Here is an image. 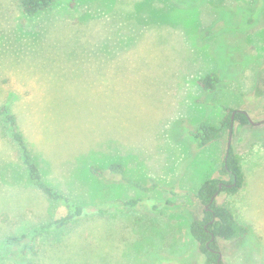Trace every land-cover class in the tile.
<instances>
[{
	"label": "rangeland",
	"instance_id": "374dc122",
	"mask_svg": "<svg viewBox=\"0 0 264 264\" xmlns=\"http://www.w3.org/2000/svg\"><path fill=\"white\" fill-rule=\"evenodd\" d=\"M214 71L219 90L207 92L198 80ZM263 78L264 0H56L33 16L21 0H0V107L9 104L50 185L105 209L45 234L23 258L8 240L67 209L32 185L0 119V264H205L191 233L205 210L197 192L229 180L230 139L244 183L216 202L249 233L218 238L221 264H264ZM228 109L253 122L234 118L199 147L191 130L220 127ZM114 162L174 192L90 171Z\"/></svg>",
	"mask_w": 264,
	"mask_h": 264
},
{
	"label": "trees",
	"instance_id": "16d2710c",
	"mask_svg": "<svg viewBox=\"0 0 264 264\" xmlns=\"http://www.w3.org/2000/svg\"><path fill=\"white\" fill-rule=\"evenodd\" d=\"M56 0H21V7L25 14L33 16L52 7ZM75 2L73 1L72 4ZM221 77L218 72L214 71L198 80L199 86L207 92H215L219 90ZM264 87V78H263ZM229 113L222 121L220 127L209 124L207 121L199 122L190 135H192L198 142L199 147H203L214 140H218L224 133L229 132L233 128L234 118L239 121L240 126L250 123L248 114L245 111H238L233 114L230 109ZM0 119H2L10 132L12 140L18 145L20 157L28 172L32 185L48 195L52 200L62 204L67 212L64 216L51 220L31 233L22 236L11 237L8 244L17 246L20 250V255L23 258H29L30 255H37L39 247L36 241L40 237L48 234L54 230L63 229L71 226L76 220L86 217L95 212H105L102 207L86 206L79 204L72 200L68 195L58 188L50 185L45 178V175L35 159L33 151L27 142L26 138L19 130L18 122L15 115L12 113L9 104H4L0 107ZM93 175L106 179L107 174L110 173L115 178L124 181L143 191L150 192L154 190H162L164 192H174L172 188L162 186L159 182L153 180L149 184L142 183L127 174L124 164L121 162H114L108 166V170L102 168L98 164L90 167ZM223 175L229 177V180H223L221 177L210 178L204 181L198 189L197 198L205 205L204 216L195 219L191 223V233L195 240L199 243L201 250L206 256L205 264H221L220 247L218 238L226 240H234L242 238L249 233V228L242 224L233 211L223 205H218L216 199L211 202L212 198L218 192L237 193L244 183V173L240 163V159L231 147L227 151V158L221 170ZM223 183L222 188L220 184ZM232 187L226 184H234ZM140 199H130L125 202L126 206H137ZM209 205V208L206 207ZM214 236V239H213ZM28 264H32L31 261Z\"/></svg>",
	"mask_w": 264,
	"mask_h": 264
},
{
	"label": "water",
	"instance_id": "95a60500",
	"mask_svg": "<svg viewBox=\"0 0 264 264\" xmlns=\"http://www.w3.org/2000/svg\"><path fill=\"white\" fill-rule=\"evenodd\" d=\"M233 114H235V111L233 112ZM249 116V115H248ZM249 119H250V122H253V120H252V118L249 116ZM262 123V121H260V122H257L256 124H261ZM231 136H232V133H231ZM231 148V139H230V141H229V146H228V150ZM227 158V157H226ZM236 183H234V184H226V186H229V187H232L233 185H235ZM222 186H223V183H221L220 184V188H222ZM219 195V193L217 192L216 194H215V196L212 198V200H211V202H213L215 199H216V197ZM207 209L209 208V205L206 207ZM213 239H214V236H213ZM222 257V254H220V259H219V263H220V261H221V258Z\"/></svg>",
	"mask_w": 264,
	"mask_h": 264
}]
</instances>
